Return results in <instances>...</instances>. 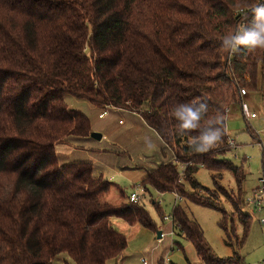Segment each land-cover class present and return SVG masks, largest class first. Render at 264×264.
<instances>
[{"label": "trees", "instance_id": "obj_1", "mask_svg": "<svg viewBox=\"0 0 264 264\" xmlns=\"http://www.w3.org/2000/svg\"><path fill=\"white\" fill-rule=\"evenodd\" d=\"M258 2L0 0V264H50L60 253L64 264H106L127 245L112 218L156 230L141 201L126 200L119 187L118 204L104 199L114 184L90 162H59L56 144L93 132L82 112L68 108L66 94L98 115L108 108L139 115L169 153L140 185L217 210L224 243L240 244L227 226L237 218L244 239L251 215L240 208L243 166L226 159L233 148L226 117L232 103L241 107V89L247 95L264 81V49L229 53L221 40L251 25ZM205 100L198 128L182 131L177 104ZM210 123L225 135L209 153H195L193 138ZM201 168L213 189L195 180ZM223 172L236 192L218 184ZM171 227L203 264H244L238 255L217 257L181 205L173 207Z\"/></svg>", "mask_w": 264, "mask_h": 264}, {"label": "rangeland", "instance_id": "obj_2", "mask_svg": "<svg viewBox=\"0 0 264 264\" xmlns=\"http://www.w3.org/2000/svg\"><path fill=\"white\" fill-rule=\"evenodd\" d=\"M64 100L69 109L82 112L89 119L92 131L100 133L102 138H72L65 144H56L55 153L59 162H90L96 174L114 184L104 197L111 204L119 203L117 187L125 193L126 200L131 192H137L139 201L156 227L152 230L140 225L130 226L112 218L111 225L126 237L127 245L121 257L110 259L106 264H142V260L147 264H203L191 243L177 236L171 227V212L176 205H181L199 224L207 244L217 257L238 255L243 257L244 264H264V224H259L264 211H254L244 202L251 196L264 172V81L257 91H248L241 97L248 113H253L254 118L245 117L238 102L229 106L226 117V133L233 145L226 159L234 165L243 166L245 179L240 208L251 215L244 239L243 227L237 218L232 225L228 224L227 232H234L240 242L235 245L234 240L232 246L224 243L225 232L219 226L221 215L217 210L179 198L174 193L160 194L149 186L145 191L140 185L143 174L168 160L169 153L162 154V143L139 115L108 108L103 109L107 114L99 118V110L88 101L69 94L64 96ZM251 134L256 136L255 139ZM195 180L204 188H214L211 174L204 168L197 171ZM218 184L228 191H237L235 181L228 172H223ZM139 188L143 191L140 192ZM186 190L192 191L188 186ZM220 204L228 213L233 211L227 200H222ZM158 231L161 232L160 238H157ZM66 260L67 255L60 253L50 264H64Z\"/></svg>", "mask_w": 264, "mask_h": 264}, {"label": "clouds", "instance_id": "obj_3", "mask_svg": "<svg viewBox=\"0 0 264 264\" xmlns=\"http://www.w3.org/2000/svg\"><path fill=\"white\" fill-rule=\"evenodd\" d=\"M253 21L251 25L237 28L232 34L221 40V47L226 52L238 51L241 47L247 49H264V0L251 10ZM207 108V101H198L195 105L179 103L176 106L174 115L179 121V128L182 131L195 130L201 120V113ZM216 123H222L217 121ZM208 131L194 137L192 143L197 146L193 149L195 153H209L216 147L225 135L220 128H213L208 125Z\"/></svg>", "mask_w": 264, "mask_h": 264}, {"label": "built area", "instance_id": "obj_4", "mask_svg": "<svg viewBox=\"0 0 264 264\" xmlns=\"http://www.w3.org/2000/svg\"><path fill=\"white\" fill-rule=\"evenodd\" d=\"M240 95L245 96V90H240ZM242 112L244 113V116L247 118H254L253 113H248L247 107L245 103H242L241 105ZM107 114L106 110H103L99 114V118L104 117ZM140 192H142V188H139ZM139 199V194L137 192H131L128 196V200L130 202H137ZM245 204L249 207H251L254 211H264V173L259 177L257 187L253 190L250 197L246 198L244 200ZM259 224H264V217L260 218ZM142 264H147L145 260H142Z\"/></svg>", "mask_w": 264, "mask_h": 264}, {"label": "water", "instance_id": "obj_5", "mask_svg": "<svg viewBox=\"0 0 264 264\" xmlns=\"http://www.w3.org/2000/svg\"><path fill=\"white\" fill-rule=\"evenodd\" d=\"M90 137L93 139H96V140H100L102 138V135L100 133H97V132H92L90 134ZM160 237H161V232L158 231L157 232V238H160Z\"/></svg>", "mask_w": 264, "mask_h": 264}]
</instances>
